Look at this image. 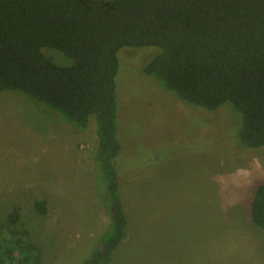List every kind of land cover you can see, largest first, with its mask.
<instances>
[{
  "label": "rangeland",
  "instance_id": "1",
  "mask_svg": "<svg viewBox=\"0 0 264 264\" xmlns=\"http://www.w3.org/2000/svg\"><path fill=\"white\" fill-rule=\"evenodd\" d=\"M50 51L55 62L73 64ZM158 52L117 54L114 163L129 233L110 264H264V228L250 217L264 183V147L237 144L242 115L229 103L213 111L189 105L147 74ZM60 117L18 92H0V231L28 229L41 264L81 262L107 228L96 231L95 117L85 129Z\"/></svg>",
  "mask_w": 264,
  "mask_h": 264
},
{
  "label": "trees",
  "instance_id": "2",
  "mask_svg": "<svg viewBox=\"0 0 264 264\" xmlns=\"http://www.w3.org/2000/svg\"><path fill=\"white\" fill-rule=\"evenodd\" d=\"M157 47L145 67L181 101L241 113L237 144L264 147V0H0V92H18L85 129L95 117L97 195L109 224L77 264H110L127 227L120 152L118 51ZM46 50V51H45ZM48 50V51H47ZM59 52L72 65L55 62ZM41 212L44 201H36ZM251 220L264 228V183ZM17 210L8 215L15 223ZM0 264H41L28 229L0 231Z\"/></svg>",
  "mask_w": 264,
  "mask_h": 264
},
{
  "label": "crops",
  "instance_id": "3",
  "mask_svg": "<svg viewBox=\"0 0 264 264\" xmlns=\"http://www.w3.org/2000/svg\"><path fill=\"white\" fill-rule=\"evenodd\" d=\"M96 200V199H95ZM97 201V200H96ZM97 204L99 205V207H100V213H99V216H100V220H101V226H100V228H97L96 229V231L98 232V231H100V230H104V228L105 227H107L108 226V224H109V217H108V215H105V216H103V214H102V206L100 205V203H98L97 202ZM96 231H94V234H95V232ZM127 233H129L128 232V230L126 231V235H127ZM88 248H89V245H88ZM89 251V250H88Z\"/></svg>",
  "mask_w": 264,
  "mask_h": 264
}]
</instances>
